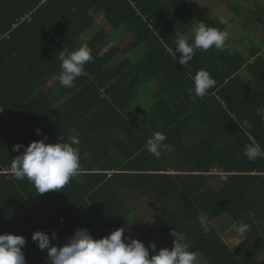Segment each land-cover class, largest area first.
Here are the masks:
<instances>
[{"label": "trees", "instance_id": "trees-1", "mask_svg": "<svg viewBox=\"0 0 264 264\" xmlns=\"http://www.w3.org/2000/svg\"><path fill=\"white\" fill-rule=\"evenodd\" d=\"M43 1L0 0V39L11 34L0 43V233L25 237L26 264H48L47 251L32 240L35 231L50 238L55 232L53 243L63 245L78 227L94 238L124 227L126 237L157 250L170 248L177 230L197 264H264V156L244 155L248 144L264 149V120L256 114L264 105L261 50L249 55L250 64L229 35L224 50L195 49L187 68L168 51L177 33L191 43L201 22L229 34L253 25L241 18L238 28L229 20L230 32L221 17L196 13L203 0ZM254 1L264 15V0ZM260 13L253 15L263 29ZM28 14L31 22L17 27ZM97 15L107 28L94 35L102 23ZM121 34L129 42L118 40ZM84 44L93 57L85 75L71 88L52 83L59 79V52ZM202 69L216 84L200 98L189 89ZM244 69L253 84L240 76ZM244 120L250 128L240 129ZM155 132L173 146L159 158L145 148ZM45 136L48 143L78 139L80 170L61 191L39 194L26 178H15L11 165L19 152L12 148ZM140 199L160 208L149 224L133 204ZM224 218L249 226L235 247L216 229Z\"/></svg>", "mask_w": 264, "mask_h": 264}, {"label": "clouds", "instance_id": "clouds-1", "mask_svg": "<svg viewBox=\"0 0 264 264\" xmlns=\"http://www.w3.org/2000/svg\"><path fill=\"white\" fill-rule=\"evenodd\" d=\"M192 42L177 33L175 50L169 49L174 63L177 61L186 68L189 61L193 60L194 50L215 47L224 50L229 39L227 31H221L210 27L204 22L192 29ZM60 61L59 84L65 88L74 86L77 77L85 75V65L93 60L91 49L86 45L68 51H60L56 57ZM194 88L189 92L196 97L203 98L208 90L215 87L216 81L206 70H199L194 76ZM256 114L264 120V105L257 107ZM240 129H247L251 124L244 120L238 122ZM40 129H36L40 134ZM167 137L162 132H155L147 139L145 148L153 156L159 158L162 152H170L173 146L165 143ZM45 136L41 140L32 141L29 145L16 144L12 151L19 154L12 161V170L16 179L25 178L33 184L39 194L50 190L61 191L80 170L81 154L80 141L70 138L69 142L59 139V142L48 143ZM23 148V151L19 150ZM244 155L250 161L264 156V149L259 144H248L244 148ZM199 223L205 233L209 230L207 215L201 213L198 216ZM248 225L242 221L233 222L232 231L243 236L248 231ZM173 243L170 248L163 247L157 250L155 243L147 247L139 240L131 236H125L124 227L112 230L106 236L94 238L88 229L76 228L67 241L60 245L53 243L58 240L53 232L51 238L43 231H35L32 240L41 251H47L48 264H197V256L190 251V245L186 242V236L177 230L170 233ZM26 239L22 235L0 234V264H26L23 251ZM151 252V255H150Z\"/></svg>", "mask_w": 264, "mask_h": 264}, {"label": "crops", "instance_id": "crops-1", "mask_svg": "<svg viewBox=\"0 0 264 264\" xmlns=\"http://www.w3.org/2000/svg\"><path fill=\"white\" fill-rule=\"evenodd\" d=\"M196 1L198 2V0H191L189 4H192V3L196 2ZM251 1H252V5H250V6H248V1L247 0H240V2H239L241 10L245 11L247 16L249 15V19L247 18V16H246V18L245 17L243 18L245 20L246 26H248V25H258V19L257 18L254 19V17H253L254 8H256V3H255L254 0H251ZM196 5H193V6L195 7ZM262 5H264V1L262 2ZM99 17H100L99 21H100V23L101 22L102 23H101L100 27L98 26L96 28V30L93 32L94 35L97 32H99L103 27L107 28V23L105 22L104 19H102L103 17L100 16V15H99ZM222 20L224 21L223 24L225 25L227 30H230V32H231V30L233 29L232 26L234 24L232 25L231 21H229L228 11H225L222 14ZM237 22H239V21L236 20L235 21V25L238 27V25L236 24ZM239 23L242 24L243 22L241 21ZM241 29H242V31L240 30V33L229 34L230 36H234V39H235V42L232 41L231 44L234 45V47L237 50V52L240 55H242L245 58L246 61H248L250 64H252L253 61H250L248 59L249 55L253 54V53L257 54L258 50L260 49L261 50L260 57H264V43H262L261 40L259 41L258 39H254L253 40L250 37V34H251L252 31L243 30V28H241ZM129 38H130V36L128 34H121L120 36H118V40H122L123 42H129V40H130ZM241 40H243L244 42H241ZM253 41H255L256 43L253 42ZM227 42L228 41H226V43ZM113 45H114V43H111L110 47L113 46ZM108 48L109 47L105 48L103 53H105ZM239 74L248 83L253 84L252 79L249 76V74L246 71V69L241 70ZM56 82L59 83V79L58 78H56V79H54L52 81V83H56ZM138 92H137V96H135L134 99H136L139 96L140 93H138ZM150 201H152V200H150ZM135 207H137V206H135ZM153 210H154V212H149V213L145 214V216H143V212H142L143 210L141 209V207L138 208L139 213L143 217H147V216L148 217H151V216L154 217L156 215V213L158 211V205H156L155 203H154V205H152V210L151 211H153ZM143 222L146 223V224H149L151 221L147 222L146 220L145 221L143 220ZM148 228L153 230L151 227H148ZM231 230L232 229L230 227V228H223V230H217V231L220 234V236L223 237V240L227 243V245H229L230 247H235V246H237L238 244L242 243L245 240V234L243 236H240V235L236 234L234 231H231ZM71 235H72V233H69V232L67 234H65V242L67 241V238L70 237ZM259 261L260 262H264V254H262L259 257Z\"/></svg>", "mask_w": 264, "mask_h": 264}, {"label": "rangeland", "instance_id": "rangeland-1", "mask_svg": "<svg viewBox=\"0 0 264 264\" xmlns=\"http://www.w3.org/2000/svg\"><path fill=\"white\" fill-rule=\"evenodd\" d=\"M228 1V3H226ZM248 1V6L252 5V1L251 0H247ZM240 0L234 1V0H203L202 2H199V4L194 8V10L196 11V13H201L203 17L205 16H213V17H221L222 18V14L224 13V6L226 8H228L230 10V12L228 11L229 14V20H238L239 22H241V18H246L247 14L245 11H242L239 5ZM227 5V6H226ZM254 13H260L256 8H254ZM254 19H256L258 16L257 15H253ZM260 17L262 20H264V15H261L260 13ZM97 18H100L99 15H97ZM247 18L249 19V15L247 16ZM244 20V19H242ZM243 22V21H242ZM243 25V24H242ZM246 24H244L245 26ZM258 25H253L252 28V32L250 34V37L254 40V39H258L259 41L261 40L262 43H264V28L262 29V26L259 28ZM261 43V44H262ZM141 91H139L138 93H140ZM220 172V170H217ZM223 174V173H222ZM224 176V175H223ZM135 206H137L138 208L141 207V209L143 210V216H145V214L152 212V205H154V202L147 200V199H140L139 202H134L133 203ZM160 208H158V213H159ZM143 220L150 222L152 220H155V218L153 216L151 217H143ZM232 225V222L229 221V219L224 218L220 221H218V226L216 227L217 230H223V228H230ZM232 231V230H231ZM7 232H3L0 234H5ZM234 233V232H233ZM10 234V233H9Z\"/></svg>", "mask_w": 264, "mask_h": 264}, {"label": "built area", "instance_id": "built-area-1", "mask_svg": "<svg viewBox=\"0 0 264 264\" xmlns=\"http://www.w3.org/2000/svg\"><path fill=\"white\" fill-rule=\"evenodd\" d=\"M47 0H44L43 2H46ZM31 15H26L23 19H21L20 21H19V23L17 24V27L18 26H20V25H22L24 22H31ZM6 37H11V34H9V35H7V36H5L4 38H6ZM4 38H1L0 39V43L4 40ZM218 175H220V176H223L224 174H222V173H218Z\"/></svg>", "mask_w": 264, "mask_h": 264}]
</instances>
